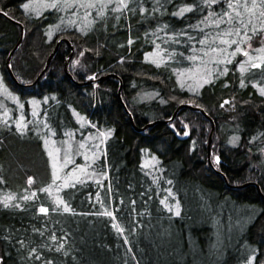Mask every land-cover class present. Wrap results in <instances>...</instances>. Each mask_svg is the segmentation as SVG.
Masks as SVG:
<instances>
[{
    "label": "trees",
    "instance_id": "trees-1",
    "mask_svg": "<svg viewBox=\"0 0 264 264\" xmlns=\"http://www.w3.org/2000/svg\"><path fill=\"white\" fill-rule=\"evenodd\" d=\"M208 4L0 0V10L25 27L11 65L28 85L7 73L21 27L0 14V71L25 124L0 127V264H264V0ZM61 38L74 46L75 80L115 76L77 85L65 73L71 48L62 42L31 85ZM184 102L215 122L217 169L207 160L211 121L202 113L182 109L169 123L139 130ZM13 106L4 107L15 122ZM78 116L95 130H81ZM43 118L75 149L90 131L108 135L85 175L55 182L56 198L47 192L54 182L48 135L36 133ZM151 154L156 161L144 166Z\"/></svg>",
    "mask_w": 264,
    "mask_h": 264
},
{
    "label": "rangeland",
    "instance_id": "rangeland-1",
    "mask_svg": "<svg viewBox=\"0 0 264 264\" xmlns=\"http://www.w3.org/2000/svg\"><path fill=\"white\" fill-rule=\"evenodd\" d=\"M42 6H44L42 7V9L44 10L47 8L46 6H48V3H43ZM34 9L38 10L37 7ZM249 60L250 57L248 56L245 59V61H249ZM243 66L244 64H240V68H243ZM178 78H179V82L181 83L182 79L184 78V75L180 74ZM153 95H154L153 93L150 94V97L152 98ZM144 98L145 100L149 99V95L147 96L144 95ZM19 100L20 98L16 94H13L9 90V88L5 85L3 75L0 71V127H5L6 125L14 124L20 131H23L25 129V124L23 122V116H22V108H20V104L18 103ZM9 105L17 106V109L14 110L17 114V119L15 122L12 121V117H13L12 112L6 108ZM30 107L31 108L28 111V113H30V117L33 118V116L35 117L36 114L35 111L36 107H34V105H31ZM24 114H25V110H24ZM45 120H46L45 118H43L42 120H35L36 122H39L38 126L41 125L36 133L43 132L45 133V135H48V137H44L43 141L51 160L54 182L48 187L47 192H49L53 198H56L59 187H57L58 184L57 183L55 184V182H61L67 184L71 179L75 177L77 178L78 176L83 174L85 175V171L89 169L88 167H90L91 164L95 162L96 154L101 150V146H103V144L105 145L108 135L104 133L105 134L104 136L103 134L100 135V133H97L96 131L93 132L88 130L91 132V134L88 135L86 134V136L84 135L85 136L84 141L82 138L80 140L79 149H75V144L73 143V140H66V138L61 137L57 132L58 129L51 128L49 124L47 125L46 123L47 121ZM77 120L81 130L88 127V125L90 129L95 130V126L90 123L88 124L84 120V118L82 117L80 118L78 116ZM236 142H237V137L234 138V143ZM90 146H96L97 148L91 149ZM154 160H155V155L151 154L147 159L144 160L143 165L144 166L152 165ZM78 161H81V163L85 162V166H82L80 168L76 167L73 168L72 170L71 165L73 163H78ZM27 196H29V194L24 197Z\"/></svg>",
    "mask_w": 264,
    "mask_h": 264
},
{
    "label": "water",
    "instance_id": "water-1",
    "mask_svg": "<svg viewBox=\"0 0 264 264\" xmlns=\"http://www.w3.org/2000/svg\"><path fill=\"white\" fill-rule=\"evenodd\" d=\"M3 13H4L3 11H0V14L4 15ZM4 16H6L12 22L18 24L21 27V35H20V38H19L18 42L15 44V46L12 48V50L9 52L8 57L6 59L5 66H6L7 73L9 75L10 79L15 84H17L19 86H28V85H24V84H22V83H20L18 81V79L16 78V76H15L13 70H12V65H11L12 56L21 47V45L23 43V40H24V37H25V27H24V24L22 22H19V21L13 19L9 15H4ZM62 42L67 43L68 45H70V48H71L70 54L66 57L65 62H64L65 73L77 85H79V86H87V85L93 84L95 82H100V81L108 78L109 76H112V75L115 76V74L110 73V74L104 75V76L99 77V78L88 79V80H85V81H77V80H75L74 77H73V75L70 73V62H71V60L73 58V55H74V46L69 41L68 38H61V39H59L56 42V44L54 46V49L52 50V52L50 53V55L48 56V58L46 60V63H45L44 68L42 69V71L39 73V75L37 76V78L35 79V81L31 85H35L39 81V79L41 78V76L47 71V69L49 68V66H50L53 58L55 57V55H56V53H57V51H58V49H59V47H60V45H61ZM121 91H122V81L120 79V85H119V89H118V96H119V99L122 102L123 100H122ZM182 109H191L193 111L200 112L205 117L209 118V120L211 121V131H210L209 138H208V142H207V150H208L207 151V155H208V160H209L210 164L214 167V165H213V163L211 161V144H212L213 134H214V130H215V122H214L213 118L211 116H209L202 107L195 106L192 103H188V102L181 103V104H179L177 106V108L175 109V111L173 112L172 116L169 119H166V120L159 119V120L151 121V122L147 123L146 125H144L142 128H140L139 130L140 131H144V130L148 129L149 127H151V126H153L155 124H166V123H169V122H171V121L174 120V118L176 117V115ZM129 115H130L131 122H132V124L134 126L133 118H132V116H131L130 113H129ZM216 158L217 157H215V161L217 162V159ZM224 179L226 180L225 177H224ZM244 186L245 185H243V186H236V187L237 188H242ZM258 190H259V193L261 194V196L264 198V195L261 193L260 188H258Z\"/></svg>",
    "mask_w": 264,
    "mask_h": 264
},
{
    "label": "snow or ice",
    "instance_id": "snow-or-ice-1",
    "mask_svg": "<svg viewBox=\"0 0 264 264\" xmlns=\"http://www.w3.org/2000/svg\"><path fill=\"white\" fill-rule=\"evenodd\" d=\"M66 2H67V0H66ZM218 2V0H209V4H208V6H210L212 3H217ZM229 6V8H232L233 7V5L232 4H229L228 5ZM23 7H25V8H27L28 7V5L27 4H25ZM51 7H53V8H55V7H57V4L56 3H53L52 5H51ZM191 9H184V11H190ZM0 11H2V10H0ZM4 15H8V13L7 12H4L3 13ZM225 15H227V13H225ZM248 39H251V37H249ZM224 43H228V41H223ZM201 43H203V41H201ZM231 43H237L236 41H231ZM236 51L237 52H240L241 50H240V48L238 47L237 49H236ZM261 51H264V49H261ZM245 55H247V53H245ZM230 62V61H229ZM78 63V62H77ZM253 67H260V65H257V64H253ZM227 71V69H225V72ZM205 82H207V81H205ZM261 95H264V90H261ZM225 103H228V101H225ZM223 106V105H222ZM185 134H187V133H185ZM217 159V162H219V157H217L216 158ZM63 203V202H62ZM5 206H7V204L5 205ZM65 210L67 211V210H69L68 208H67V206H65ZM40 211L42 212V213H46L47 212V209H45V208H41L40 209ZM104 215H108V216H111L112 215V213L111 212H105V213H103ZM177 215H179V213H177ZM36 259H39V257H36ZM49 264H51V262H49Z\"/></svg>",
    "mask_w": 264,
    "mask_h": 264
},
{
    "label": "flooded vegetation",
    "instance_id": "flooded-vegetation-1",
    "mask_svg": "<svg viewBox=\"0 0 264 264\" xmlns=\"http://www.w3.org/2000/svg\"><path fill=\"white\" fill-rule=\"evenodd\" d=\"M209 162V161H208ZM218 164H219V162H217ZM210 164V163H209ZM218 168H219V166H218Z\"/></svg>",
    "mask_w": 264,
    "mask_h": 264
}]
</instances>
